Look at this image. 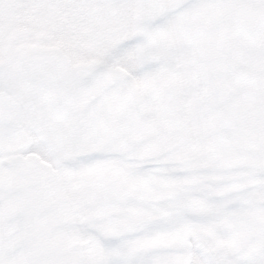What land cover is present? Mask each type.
I'll return each instance as SVG.
<instances>
[{
	"label": "snow or ice",
	"instance_id": "6c2138e0",
	"mask_svg": "<svg viewBox=\"0 0 264 264\" xmlns=\"http://www.w3.org/2000/svg\"><path fill=\"white\" fill-rule=\"evenodd\" d=\"M0 264H264V0H0Z\"/></svg>",
	"mask_w": 264,
	"mask_h": 264
}]
</instances>
